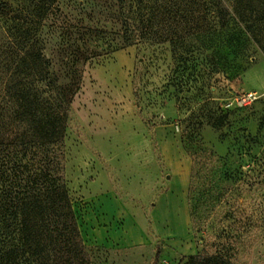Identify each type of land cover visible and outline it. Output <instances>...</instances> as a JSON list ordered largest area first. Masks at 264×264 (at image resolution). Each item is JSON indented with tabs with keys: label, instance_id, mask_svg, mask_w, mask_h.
Segmentation results:
<instances>
[{
	"label": "rangeland",
	"instance_id": "rangeland-1",
	"mask_svg": "<svg viewBox=\"0 0 264 264\" xmlns=\"http://www.w3.org/2000/svg\"><path fill=\"white\" fill-rule=\"evenodd\" d=\"M156 1L146 39L130 45L115 0H58L43 24L44 54L60 77L63 43L97 49L80 86L96 83L94 97L81 115L80 92L74 96L64 139L65 181L90 264H178L216 254L264 264V56L235 19L212 34L209 0ZM247 93L258 96L248 107L226 106ZM184 159L194 225L182 210L167 214L165 199L152 211ZM108 196L120 202L103 205ZM116 211L128 215L126 233L113 238L124 249L94 246L85 217ZM113 239L104 235L109 246Z\"/></svg>",
	"mask_w": 264,
	"mask_h": 264
},
{
	"label": "trees",
	"instance_id": "trees-1",
	"mask_svg": "<svg viewBox=\"0 0 264 264\" xmlns=\"http://www.w3.org/2000/svg\"><path fill=\"white\" fill-rule=\"evenodd\" d=\"M127 1L115 0V6L121 37L130 45L146 39L145 24L160 7L156 0L151 8L144 0H134V7ZM230 1L231 10L209 0L212 34L235 19L264 56V0ZM57 2L0 0V264H90L65 181L64 139L84 66L97 49L72 50L63 43L57 74L45 57L43 37ZM188 210L193 224L191 204ZM178 264L234 263L216 254L188 256Z\"/></svg>",
	"mask_w": 264,
	"mask_h": 264
},
{
	"label": "crops",
	"instance_id": "crops-1",
	"mask_svg": "<svg viewBox=\"0 0 264 264\" xmlns=\"http://www.w3.org/2000/svg\"><path fill=\"white\" fill-rule=\"evenodd\" d=\"M103 64V63H102ZM101 64V65H102ZM100 65V66H101ZM99 66H97L96 69H98ZM96 70L94 71L93 77L95 79L96 76ZM96 86V83H94L93 88L91 87H81L80 89V96L82 97V106H81V115L84 113V104H88V102L94 97V87ZM190 173H191V166L188 160L184 159L183 164L181 163V167L179 169L173 168L170 171V175L166 176V181H168V188L167 191L162 195L163 197H159L156 204L153 206L152 211L156 212L157 208H160L161 206V199H165L163 202V207L167 211V214H170L171 210H175L178 212V210H182L183 216L185 219L186 224L188 225L189 222V210H188V189L190 184ZM110 179V178H108ZM109 197V196H108ZM104 197L103 205H108L114 202H120V200L116 198L111 197ZM105 208L102 206L100 211H103ZM178 209V210H177ZM152 212V213H153ZM103 215V214H102ZM128 215L126 216L123 212L116 211V213H112V217L110 215H103L102 219H94L90 220V217H85L86 221L89 223L91 222L92 225V235L94 236L93 245L96 247H102L106 250H114V249H124V247H117V243L115 244L113 241L116 242L113 238L118 236L119 233H126V227L124 225V220H126ZM120 227H118V225ZM116 226V227H115ZM106 234L107 237H110L113 240H110L111 243H109L111 246L107 245L106 242H104V235ZM101 241V244H98V242ZM140 244V243H139Z\"/></svg>",
	"mask_w": 264,
	"mask_h": 264
},
{
	"label": "built area",
	"instance_id": "built-area-1",
	"mask_svg": "<svg viewBox=\"0 0 264 264\" xmlns=\"http://www.w3.org/2000/svg\"><path fill=\"white\" fill-rule=\"evenodd\" d=\"M257 97L258 96L255 93L240 95L239 97L234 98L231 102L227 103L226 106L229 107L233 105L235 107H248L257 99Z\"/></svg>",
	"mask_w": 264,
	"mask_h": 264
}]
</instances>
